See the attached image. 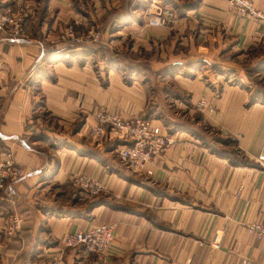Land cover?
I'll return each mask as SVG.
<instances>
[{"label":"crops","instance_id":"0c3cea01","mask_svg":"<svg viewBox=\"0 0 264 264\" xmlns=\"http://www.w3.org/2000/svg\"><path fill=\"white\" fill-rule=\"evenodd\" d=\"M25 1V34L0 33V157L21 168L0 196V264H264V239L246 232L264 224V24L227 0ZM153 1L174 10L173 26L148 24ZM94 24L113 58L51 42ZM97 110L152 119L175 143L136 170ZM80 175L102 193H75ZM100 224L114 228L104 256L62 248Z\"/></svg>","mask_w":264,"mask_h":264},{"label":"built area","instance_id":"2783aa9c","mask_svg":"<svg viewBox=\"0 0 264 264\" xmlns=\"http://www.w3.org/2000/svg\"><path fill=\"white\" fill-rule=\"evenodd\" d=\"M254 1L227 0L226 10L243 18L260 20L264 24V13L256 10ZM145 15L148 24L154 28L171 27L177 20L174 10L160 4V1L151 2L145 10ZM24 18L21 11L15 12L12 8H8L0 13V33L17 41L25 34ZM100 39L101 34L96 31L89 29L78 34L69 27L64 29L56 40L51 42L52 44H62L66 47L81 49L98 43ZM197 106L198 108H204L205 103L201 101ZM94 117L99 126L117 134L123 141V145L117 151L119 160L129 167L145 171L148 174L150 172L146 169L152 160L175 143L172 135L165 133L160 126L153 124L152 121L142 118L122 119L115 113L102 110H97ZM257 162L264 169V141ZM19 177H21V168L14 158L11 155L6 158L0 157V196L6 182ZM74 185L91 196L98 195L104 189L101 183L85 175L76 177ZM20 228L21 220L17 219L14 229L18 230ZM246 232L258 240L264 239V224L253 223L248 225ZM113 239V226L100 224L67 236L62 242V247L65 249L83 248L86 253L99 257L104 256L112 247ZM211 246H218L217 236L213 238Z\"/></svg>","mask_w":264,"mask_h":264},{"label":"rangeland","instance_id":"374dc122","mask_svg":"<svg viewBox=\"0 0 264 264\" xmlns=\"http://www.w3.org/2000/svg\"><path fill=\"white\" fill-rule=\"evenodd\" d=\"M160 4H162V2L160 1ZM163 5V4H162ZM165 6V5H164ZM168 7V6H167ZM8 8H12L13 9V11H15V12H22L23 13V16L25 17L24 18V26H25V28H26V20L27 19H30L31 17H32V11H31V9L26 5V1L25 0H6V2H5V4H4V6L3 7H1L0 8V13H3L5 10H7ZM170 8V7H169ZM70 28H72L73 29V31H75L76 33H78V34H81V33H83V32H86L87 30H93V31H96V32H98V33H100V34H102V32H103V28H104V26H102V25H100V24H94V25H87L86 27H82V28H80L78 25H74L73 27H70ZM12 39V38H11ZM19 39H21V37L19 38ZM18 39V40H19ZM101 42V39H100V41L98 42V43H96V44H94V45H92V46H89V47H86V48H81V49H78V47H70V48H73L74 49V52L75 51H79V50H86V49H88V48H92V49H94L95 51H93L94 53L96 52L99 56H101V57H106V54L108 55V59L110 58V55H109V53L107 52V50H103V49H100V48H105L104 46H102V47H100L99 46V43ZM64 47V46H63ZM66 47V46H65ZM76 49V50H75ZM99 50V51H98ZM112 54V53H111ZM117 55V54H116ZM248 59H249V57H248ZM248 59H247V61H244L245 63H247L246 64V67H248L249 65H251V63L248 61ZM250 59H251V57H250ZM131 65H133V63H132V61H130V60H127L126 61V66H127V68H130L131 67ZM199 68V67H198ZM214 68H215V66H214ZM216 70H217V67L215 68ZM199 70V69H198ZM195 71L194 69H186V71L184 72V74L186 75V76H190V75H192V74H195V73H197V72H199V71ZM153 74H155V73H153ZM198 107V106H197ZM199 109V111H201L203 108H198ZM197 113L199 114V115H201L200 114V112H198L197 111ZM197 117V116H196ZM195 117V118H196ZM142 119L144 118L145 120H148V121H152L153 122V120L152 119H149V118H146V117H141ZM158 126H160L163 130H164V132L165 133H167V134H169L170 133V131H168L166 128H164V126H161V125H158ZM202 132L204 131L203 129L201 130ZM171 135V134H170ZM76 177H78V176H74V178L72 179V181H71V187H72V189H73V191L75 192V193H80V194H87V193H85L82 189H80L79 187H77V186H75L74 185V179L76 178ZM92 179V178H91ZM104 190V189H103ZM102 190V191H103ZM102 193V192H101ZM101 193H99L98 195H94V196H92V197H95V196H99ZM21 220L20 219V217H16L15 218V220H14V225H15V221L16 220ZM14 229V228H13ZM15 230V229H14ZM19 230V229H18ZM18 230H15V231H18ZM63 248V247H62ZM63 249H65V248H63ZM68 249H70V248H68ZM81 249H83V248H81ZM83 251H84V249H83ZM85 252V251H84Z\"/></svg>","mask_w":264,"mask_h":264},{"label":"trees","instance_id":"16d2710c","mask_svg":"<svg viewBox=\"0 0 264 264\" xmlns=\"http://www.w3.org/2000/svg\"><path fill=\"white\" fill-rule=\"evenodd\" d=\"M100 49L106 50L105 48H100ZM73 50H74V49H73ZM75 50H76V49H75ZM93 51H94V49H92V48H88V49H86V50L75 51L73 54L81 56V55L91 54ZM98 51H99V50H98ZM110 58H113V56L110 55ZM234 162H235V164H237V163H238V164H241V163H239V162L237 161V159H235Z\"/></svg>","mask_w":264,"mask_h":264}]
</instances>
